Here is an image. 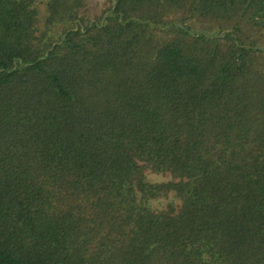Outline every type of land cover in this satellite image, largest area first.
Here are the masks:
<instances>
[{"label": "trees", "instance_id": "trees-1", "mask_svg": "<svg viewBox=\"0 0 264 264\" xmlns=\"http://www.w3.org/2000/svg\"><path fill=\"white\" fill-rule=\"evenodd\" d=\"M0 264H264V0H0Z\"/></svg>", "mask_w": 264, "mask_h": 264}, {"label": "rangeland", "instance_id": "rangeland-1", "mask_svg": "<svg viewBox=\"0 0 264 264\" xmlns=\"http://www.w3.org/2000/svg\"><path fill=\"white\" fill-rule=\"evenodd\" d=\"M149 176L153 179V180H162V179H167V176H163V175H158V174H149Z\"/></svg>", "mask_w": 264, "mask_h": 264}]
</instances>
